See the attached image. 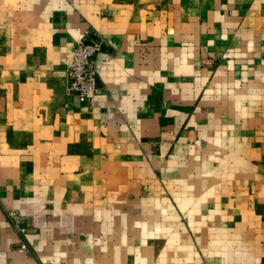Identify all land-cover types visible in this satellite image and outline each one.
<instances>
[{"label":"crops","instance_id":"obj_1","mask_svg":"<svg viewBox=\"0 0 264 264\" xmlns=\"http://www.w3.org/2000/svg\"><path fill=\"white\" fill-rule=\"evenodd\" d=\"M87 33L103 43L88 103L65 74ZM167 129L174 182L189 184L175 203L205 232H236L245 255L214 262L264 264V0H0L1 204L96 213L112 185L158 179L149 152ZM187 141L189 161L176 160ZM15 242L0 210V249Z\"/></svg>","mask_w":264,"mask_h":264},{"label":"rangeland","instance_id":"obj_2","mask_svg":"<svg viewBox=\"0 0 264 264\" xmlns=\"http://www.w3.org/2000/svg\"><path fill=\"white\" fill-rule=\"evenodd\" d=\"M177 142L178 134L172 129L152 141L149 162L151 171L157 170L158 179L149 176L148 183L118 184L117 190L112 185L111 190L102 191L103 202L96 213L86 215L80 210L62 216L51 207L39 208L29 215L0 203L7 227L16 236V242L6 252L0 249V256L21 258L15 263L9 259L7 264H216L214 261L219 259L244 258L231 239L237 237L236 232H205L203 226L196 225L206 217L201 219L184 209L190 203L181 210L179 197L175 203V193L185 186L189 191L188 182L179 186L180 177L174 182ZM183 144L176 160L184 161L181 158L189 155V142ZM161 145L165 149H160ZM203 157H207L204 152ZM159 158L169 159L165 180L158 174ZM200 171V175L195 172L193 181L208 179L207 168ZM189 176L188 171L185 179ZM205 187L199 183L194 188L204 191ZM203 237L208 244H202ZM245 249L255 259V248L248 240Z\"/></svg>","mask_w":264,"mask_h":264},{"label":"built area","instance_id":"obj_3","mask_svg":"<svg viewBox=\"0 0 264 264\" xmlns=\"http://www.w3.org/2000/svg\"><path fill=\"white\" fill-rule=\"evenodd\" d=\"M102 40L87 33L77 42L66 68V93L80 102H90L100 91L95 57L101 51Z\"/></svg>","mask_w":264,"mask_h":264}]
</instances>
